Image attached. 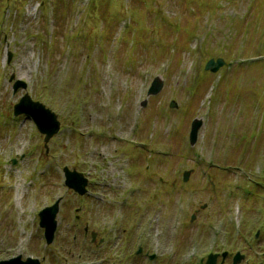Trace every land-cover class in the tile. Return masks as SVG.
<instances>
[{
	"label": "rangeland",
	"instance_id": "rangeland-1",
	"mask_svg": "<svg viewBox=\"0 0 264 264\" xmlns=\"http://www.w3.org/2000/svg\"><path fill=\"white\" fill-rule=\"evenodd\" d=\"M211 57L225 61L216 72ZM156 74L163 86L142 107ZM25 91L60 122L47 151L12 114ZM63 166L87 178L84 195ZM58 196L45 244L37 211ZM213 231L211 250L264 264V0H0V259L201 264L180 254L205 255Z\"/></svg>",
	"mask_w": 264,
	"mask_h": 264
},
{
	"label": "water",
	"instance_id": "water-1",
	"mask_svg": "<svg viewBox=\"0 0 264 264\" xmlns=\"http://www.w3.org/2000/svg\"><path fill=\"white\" fill-rule=\"evenodd\" d=\"M222 64L223 60L221 58H217L215 60L211 58L207 61L205 68L215 71ZM11 78L12 76L10 77V79ZM20 86L25 87V83L19 79L13 83L14 90ZM161 87V76H155L147 91V96L158 93ZM145 103L146 100H143L141 102V105L143 106L145 105ZM170 106H175V102H170ZM21 112L29 114L30 117L34 120L39 131L45 134V143L47 142L49 137L58 130L59 122L56 119V115L49 108H46L42 103L33 101L27 93H25L20 98L19 102L14 105V114H18ZM200 125L201 119L194 118L192 120L189 132L190 145H193L195 143ZM63 170L65 175V183L67 184V186L73 188L79 194H83L86 191L85 185L87 180L83 177L82 173L75 170H69L67 167H64ZM188 173V171L184 172V179L187 178ZM58 201L59 200H56L54 204L43 208L39 212V223L42 227H44V235L47 242H50L52 240L56 228L55 215L58 210ZM240 259L241 256L239 254H236L233 258L232 264H238ZM207 263L212 264V259L208 260ZM0 264H39V260L36 258L27 257L25 261H21L20 256H17L9 260L0 261Z\"/></svg>",
	"mask_w": 264,
	"mask_h": 264
}]
</instances>
